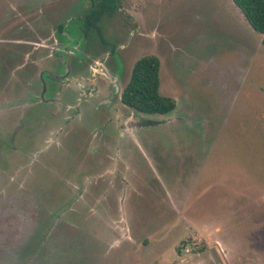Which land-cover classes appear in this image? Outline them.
I'll list each match as a JSON object with an SVG mask.
<instances>
[{"label": "rangeland", "instance_id": "rangeland-1", "mask_svg": "<svg viewBox=\"0 0 264 264\" xmlns=\"http://www.w3.org/2000/svg\"><path fill=\"white\" fill-rule=\"evenodd\" d=\"M96 2L0 0V264H264L262 34L233 0H123L87 31ZM149 54L169 114L111 95ZM97 60L116 79L87 95Z\"/></svg>", "mask_w": 264, "mask_h": 264}, {"label": "trees", "instance_id": "trees-1", "mask_svg": "<svg viewBox=\"0 0 264 264\" xmlns=\"http://www.w3.org/2000/svg\"><path fill=\"white\" fill-rule=\"evenodd\" d=\"M123 0H98L85 17L86 30L96 25L103 14L122 8ZM254 30L262 34L264 44V0H233ZM161 59L154 54L137 60L131 77L123 89L122 101L138 112L169 114L177 107L176 100L160 92Z\"/></svg>", "mask_w": 264, "mask_h": 264}, {"label": "flooded vegetation", "instance_id": "flooded-vegetation-1", "mask_svg": "<svg viewBox=\"0 0 264 264\" xmlns=\"http://www.w3.org/2000/svg\"><path fill=\"white\" fill-rule=\"evenodd\" d=\"M96 4H97V2H96ZM49 41H50V43H47L48 45L42 44V45H44L42 47L46 48L49 51L48 52V58L49 59L56 60V61H58V59H61V60L66 61L65 57H67L68 60H70L72 55L75 54V49H76L75 47H77V46L69 47L67 42L63 38H61V39H59V38L58 39L57 38H51V39H49ZM41 60L43 61V59H41ZM70 64H67V71L63 75L57 74L55 68H54V70H50V69H46V70L50 71L52 76L54 75L52 77V79H54V77H57V78L64 77L66 79V78H69L68 74L70 73V69H71ZM98 65H100V66H98ZM89 66H90V70L93 72L92 78H87V79L84 78L85 81L78 80L77 81L78 82V87L75 88V89H78V90L86 89V94L88 95L89 93L94 91L93 86L96 85L97 76L105 77L109 82H112L111 85H113V80H115L116 78H113V79L109 78V74L106 71L107 69L102 64L101 61L97 60L96 64H90ZM76 78H78V77L72 78V80L75 81L74 79H76ZM62 81H63V83H67L66 84L67 87L70 85V82L68 80H66V81L62 80ZM89 85H90V87H88ZM43 86L44 87H43L42 95H41V100H42L41 104L44 102L45 104H48V105H56L58 107L56 114L60 115L61 111H62V107H63V102L61 101V98L60 99L51 98V97L48 98L46 96V93L49 90L48 82L46 83L44 81V85ZM114 86H116L117 89H114ZM114 86H112V94H111L114 97V99L118 100V102H120L121 105H123L124 107L132 109V110H135V109L131 108L130 106H128L127 104H125L122 101V92H123V89H124L123 85L121 86V89H120V87L117 84H115ZM75 89H73V91H75ZM70 94H71V91H70ZM39 104H40V102H37V103H34L33 105H39ZM119 114L121 115L122 123L127 122V124H130V122L133 119V117H131V118H129L127 120V118L124 117V113L119 112ZM132 123H137V121H133ZM2 202L3 201L0 198V204ZM3 240L6 241L7 239L4 237Z\"/></svg>", "mask_w": 264, "mask_h": 264}]
</instances>
